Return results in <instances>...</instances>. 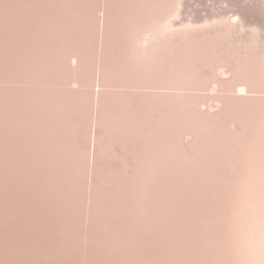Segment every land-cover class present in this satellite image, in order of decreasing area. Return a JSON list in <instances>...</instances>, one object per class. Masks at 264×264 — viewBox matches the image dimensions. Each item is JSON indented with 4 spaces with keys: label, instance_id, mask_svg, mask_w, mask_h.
I'll return each mask as SVG.
<instances>
[{
    "label": "bare ground",
    "instance_id": "6f19581e",
    "mask_svg": "<svg viewBox=\"0 0 264 264\" xmlns=\"http://www.w3.org/2000/svg\"><path fill=\"white\" fill-rule=\"evenodd\" d=\"M108 1L109 0H101L102 7L96 12L97 16L99 12L102 13V16H98L97 18L98 51H108V54L112 57L115 55L116 57H119L118 61H120V64L121 61L124 64L123 69L127 64V61H129L135 66V69L137 68L143 72L142 76L146 79L150 80L156 78L155 76H157L156 73L158 72L160 75L159 77H163L166 82H168L169 79L168 84L172 87V92H160L161 97L156 100L160 105L159 107L157 106L158 108H154L156 110L155 112L159 115H156L154 112L151 114L154 121L151 122L150 125L152 133H155L156 127L161 129V127L164 126V135L168 137V152H166L168 153L169 159V198L168 204H166L168 205V215H170L172 222V225L169 226L171 227V239L173 240V232L175 231L174 224H181L187 229L189 227L188 230H190L192 238L210 241L212 244H217L216 247L218 248L227 246V249L229 248L228 250H230L232 254H246L248 260L246 264H264V260H261V257H264V96L249 95L251 93L264 94V0H256L258 3L257 5H254L255 1L253 2V0V3L250 0L252 3L251 5L248 2L249 0H245L247 2H243V5L241 4V1L238 0H130V3L138 9L137 14L135 15L136 17H127L124 20L121 19L122 21L119 19H117L118 21H114L112 18V21H114L113 27H110L112 26V22L110 23V17L107 12L108 10L106 9ZM29 2L30 0H0V230L5 231L6 229H10L11 225H13L12 218L15 215L14 213H17L13 212V207H11L14 201L16 202V208H20L19 212L21 215H19L21 217V220L18 221L19 223L15 222L17 223L16 227H19V231L16 233V244L12 245L8 250L10 256H7V253L5 252L6 244H4V239H6V236L0 234V264H31L29 262H24L25 256H29L32 252L35 256L38 255V252L42 249V246L37 243L38 240L34 238L33 235L27 236L23 234V231L28 227L27 225L29 223H31V228L34 226L40 233H46V226L44 225L45 227H43L41 225V218L45 216L46 206H44V209L41 207L36 210L34 209L35 207L31 208V205H28L27 201L33 200L37 202L38 199L44 201L48 190L45 187H34L31 190V187L25 186V177L28 181L29 179L32 180L36 171H25L23 166L20 167L21 170L19 175L22 180V187L20 190H18L17 187L13 188L14 184L12 185V183L15 180L13 176L17 173H14L13 170L14 160L12 159V154L13 152H17V156H19V159L17 158L18 162H21L22 164L21 159H23V153L26 151L23 136L26 140L29 138L27 140V142L29 141L26 145L27 147L30 148V143H33V141H35L36 144H39V146L33 147L37 152H41L42 149L45 150L46 147L49 149V147L59 141L52 128L48 125L50 123L47 122V107L45 104L44 106L46 108L42 106L43 101L39 95L36 97V103L35 101L34 103L32 102L33 99L31 100V103L29 102L30 100L26 101V98H24L26 91L24 93L23 85L28 83V76H30L29 73L27 76L25 74L27 48L24 47V37L25 35H30L28 21L25 16V14H28L30 11ZM41 5V0H35V10L32 11V13L35 12L32 25H35L36 27H55V25L63 22L59 17L61 14L59 11L53 9L43 12ZM199 7L202 8L201 11L206 12L204 17L199 16ZM39 39L38 42L40 43ZM36 40L37 39H35V41ZM52 43H55V41ZM47 47H49V45ZM95 48H97V45ZM28 51L36 56V59L34 60L37 63L48 59L40 58L44 49L41 50L39 45H37L36 50L31 49V51ZM69 61L72 64L76 63L77 57L74 55ZM165 63L169 64V75H163L164 71L167 70ZM107 74L109 73L107 72ZM36 76L39 83L40 76L39 74H36ZM50 77L53 78V76ZM100 80H102V78ZM75 83V81L71 82L72 85H76ZM146 84L150 85L151 83L146 82ZM47 86H45V89ZM199 90L211 92H218L221 90L223 93L215 95L214 98H212L213 103L208 104L206 103L207 97L204 95H201L200 93L184 92H196ZM37 91L39 92L40 89ZM33 94L35 93L33 92ZM98 94H100L99 91ZM154 94H156L155 91ZM102 96L103 95H98L97 98L95 97L96 102H94V108H96V114L94 115L93 122L95 124L97 123L100 128L103 126V123L101 122L103 119L112 118L116 120V122L108 123L110 129L109 140H119L125 143L124 145L122 144V152L120 151L123 158L120 156H116V158L120 160V166L130 168L108 172L96 170L97 168L94 169V167L100 165L99 158L105 150V146L102 145L100 138L95 135L97 133L92 134L90 139L92 168L89 169L91 188L87 197V201L89 202L88 215H93L94 209L100 200V207L102 208L103 213L107 214L109 217L111 211L108 207L112 203L113 196L107 195L106 191H110L112 187L115 189V187L112 186L107 188V186L104 185L105 176L102 174H108L107 180L110 181L116 180L119 182V180L122 179L124 185L120 188L128 197L126 205L130 204V201H135L140 197L141 192L143 191L142 183L144 181V176L147 175L141 170L134 169V166H137L135 162H138V159L142 157V153H144L145 150L146 152H152V147L147 150V148L141 147L140 144H136V142H139L146 133V130H144V134L142 131V128L144 127L142 119L144 117L143 113H141L142 111L140 112V107H129L127 104L122 103L124 105L122 113L120 111V114L118 112L112 113L111 109H103ZM49 97L50 96H48V98ZM46 99L47 98H45V100ZM113 106L114 104H112V107ZM132 111H135L134 116L130 114ZM157 119L160 120L157 121ZM157 122H159V124ZM157 124L159 126H157ZM89 127L90 124L88 128ZM166 141L167 138L165 139V144ZM155 149L156 148L153 147V150ZM110 151L113 152L111 149ZM45 166L47 167V165ZM157 175L158 174H156V177ZM36 179L37 177L35 180ZM84 182L86 183V181ZM146 185L149 186V182ZM75 186L76 185H74V187ZM13 190L15 193H13ZM152 190H155V188ZM32 191H35L34 193L37 192L38 196L34 197L35 195H32ZM52 191H54V189ZM147 195L149 196V194ZM22 196L26 197V200L20 203L19 197ZM40 200L39 202H41ZM48 203H46V205ZM84 204L85 203H83V205ZM156 204L158 205V203ZM125 215L128 217L129 214ZM25 216L29 220L28 222L23 219ZM55 218L57 217L55 216ZM147 218L145 219L146 221ZM82 220L83 219H81V221ZM184 222L189 226L184 224ZM160 225L162 224L160 223ZM52 226L54 227V225ZM217 227H220L222 230L223 239L220 234L216 232ZM20 229L22 230V233ZM85 234L86 242L84 259L86 261L88 242L92 245V238L89 237L86 232V221L84 235ZM228 235L232 237L229 239ZM88 239L90 240L88 241ZM182 239V241H184V238ZM21 241L23 242L21 243ZM197 251L201 253V250L198 247ZM17 253H19L20 258L17 257L16 259L15 257ZM219 255H221V253ZM15 260L19 262H15Z\"/></svg>",
    "mask_w": 264,
    "mask_h": 264
},
{
    "label": "rangeland",
    "instance_id": "374dc122",
    "mask_svg": "<svg viewBox=\"0 0 264 264\" xmlns=\"http://www.w3.org/2000/svg\"><path fill=\"white\" fill-rule=\"evenodd\" d=\"M238 1H241L242 5H243V2H245V3L247 2L245 0H238ZM64 2H66V3H64ZM248 2L250 3V5L253 2H254V5L258 4L256 0H253V2L251 0L252 3L250 2V0ZM41 3H42L41 8H42L43 12L46 10H53V9L59 11L61 13L59 17L63 20V22L59 23L58 25H55V27H45V26L44 27H42V26L36 27L35 25H32L33 19H34L33 16L35 14V12L32 13V11L35 10V0H30V2H29V10L30 11L28 14H25L26 20L28 21L27 22L28 27H29V28L28 27L27 28L29 29L30 35L28 34V35H25V37H24V43H25L24 47L27 48V50H26L27 53H26L25 74L27 76L29 73L30 76H28L29 77L28 83H25L23 85L24 93L26 91V93L24 94V98H26V101L30 100L29 102H31V100L33 99L32 102L34 103V101H35V103H36V101H37L36 97L39 95V97L43 101V102L41 101L42 106L44 108L47 107L46 108V111L48 112L47 113V116H48L47 122L50 123L48 125L50 128H52V130L55 133L56 138L59 141L56 142L51 147H49V149L46 147L47 149L45 148V150L42 149L41 152H37L33 147L34 146L37 147V146H39V144H36V142L33 141V143H30L31 147L29 148L26 146L27 143H29V141L27 142V140L29 138L26 140V138L23 136L26 151H24V153H23L24 156H22V158L24 160L21 159L22 164H21V162H18V159H19V156H17L18 153L13 152V154H12L13 155L12 159L14 160V165H15V167L13 165V170H14V173H17V174H14V176H13V178H15L14 182L12 183V185L13 184L15 185V186L13 185V188L17 187V189L20 190L22 187V180H21V177H19V175H20V170H21L20 167L23 166L25 171L26 170L27 171L31 170L34 172L36 171L35 175H33L32 180L29 179V181H28V179L25 177V181H24L25 186L31 187V190L34 187H45L48 190V193H46L47 196H45L44 201H42L40 199H38L37 202L33 201V200L27 201V204L31 205L30 206L31 208L35 207L34 209H36V210H37V208H41V207H43V209H44V206H46L45 207V216H43V218H41V225L43 227L46 226L45 227L46 233L45 234L40 233L39 230L36 229L34 226H33V228H31V223H29L27 225L28 227L23 231V234L27 235V236L33 235V237L38 240L37 243L40 244V246H42V249H40V251L38 252V255H36V256L34 255L33 252L29 256H25L24 262H29L31 264H189V263L190 264H201V263L202 264H214V263L215 264H246V262L248 261L246 258V254H241V255H240V253H237V254L233 253L232 254L230 252V250H228L229 248L227 249V246H224L225 248L223 246L221 248H218V247H216L217 244H212V243H210V241H203V240H199V239L197 240V238H192V236L190 234V230H188L189 227L187 229L185 226H183L181 224H179V225L174 224L175 231L173 230L174 231L173 232L174 233L173 234V240L171 239V227H169V226L172 225L171 224L172 222H171L170 215H168L169 211H168V205H167L168 204V198H169V195H168V187H169V185H168V183H169V179H168L169 161L168 160L169 159H168V153H167L168 152V137L164 135V126H162L161 129L156 127L155 133H152V128L150 126L151 122L154 121L153 118L151 117V114L154 112V113H156V115H159L157 112H155L156 110L154 108H158L160 105L159 103L156 102V100H158L157 98L161 97L160 92H163V91L172 92V87L168 84L169 79H168V82H166L163 77H159L160 75L158 74V72L156 73L157 74V76H155L156 78H152L150 80L146 79L145 77L142 76L143 72H141L137 68L135 69L134 68L135 66L132 65L129 61H127V64H126V66H124V69H123L124 64L122 63V61L120 64V61H118L119 57H116V55L112 57L111 55L108 54V51H106V52H103V51L100 52V50L98 51V32H97L98 31V19L97 18H98V16L101 17L102 13L99 12L98 16H97L96 12H97V10L101 9V7H102L101 0H87V1L86 0H81V1L80 0H75V1L74 0H65V1L64 0L63 1L62 0H52V1L51 0H41ZM129 6H131V7H129ZM87 8H88V10H87ZM106 9L108 10L107 12H108L109 17H110V23L112 22V24H111L112 26H110V27L114 26L113 25L114 21H118L117 19L122 21L127 17L135 18L136 17L135 15L137 14V11H138V9L130 3V0H111V1L109 0L108 3L106 4ZM199 9H198L200 11L199 16L204 17L206 12L201 11L202 10L201 7H199ZM122 11H123V13H122ZM79 17H80V19H79ZM76 18H78V19H76ZM112 18L114 19V21H112L113 20ZM41 30H42V32H41ZM68 32H70V33H68ZM60 36H62V37H60ZM27 38H28V40H27ZM35 39H37V40L35 41ZM38 39L40 40V43L38 42ZM46 39H48V40H46ZM59 39H60V41H59ZM54 41H55V43H52ZM72 43H74V44H72ZM51 44H52V46H51ZM37 45H39L41 50L44 49V51L40 55V58L41 57L42 58H48V59H46V61H42L40 63H37L34 60V59H36V56L29 53L28 50H30V51H31V49L36 50ZM48 45H49V47H47ZM96 45H97V48H95ZM58 49H60V50H58ZM57 52H58V54H57ZM71 55L72 56L75 55L77 57L76 63H73V64L70 63L69 59L72 57ZM79 55H80V57H79ZM52 57H53V59H52ZM111 59H112V61H111ZM53 60H54V62H53ZM28 61H30V62H28ZM104 63H105V65H104ZM117 63L119 65V68H118ZM167 63H165L167 70L164 71L163 75H165V74L169 75V73H170V71L168 72L169 64H167ZM52 64H53V66H52ZM49 65L51 66V68ZM29 68H31V69H29ZM39 68H40V70H39ZM45 68H46V70H45ZM47 68H49V69H47ZM106 69L109 71H107ZM129 69H130V71H129ZM88 70H89V72H88ZM83 71H85V72H83ZM107 72L109 74H107ZM43 73H44V75H43ZM65 73H66V75H65ZM114 73H115V75H114ZM36 74H39V76H40V82L39 83L37 81ZM48 75L53 76L54 79ZM104 76H106V77H104ZM41 77L43 80L41 79ZM45 77H46V79H45ZM35 78H36V80H35ZM101 78H102V80H100ZM113 80H115V81H113ZM72 81H75L76 85H72L71 84ZM145 81L150 82L151 84L147 85ZM61 82H63V83H61ZM159 82L162 86L159 84ZM165 84H166V86H165ZM143 85H144V87H143ZM158 85L160 86V88ZM45 86H47L46 89H45ZM61 86H62V88H61ZM86 86H88V87H86ZM37 87H38V89H37ZM31 88H34V89H31ZM86 88H87V90H86ZM39 89H40V91L38 92L37 90H39ZM98 91L100 94H98ZM103 91H104V93H103ZM154 91L156 94H154ZM33 92L35 94H33ZM107 92H109V93H107ZM119 92H120V94H119ZM184 92H186V93L187 92L200 93L201 95H204L205 97H207L206 103H208V104L213 103L212 98H214L215 95L223 93V91H221V90L218 92L217 91L211 92V91H206V90H199L196 92L195 91L194 92L193 91H184ZM38 93H40V94H38ZM131 94L133 95V97ZM141 94H143V95H141ZM150 94H151V96H150ZM98 95L99 96L103 95L102 96V107H103V109H105V110L111 109L112 113H114V112H118L119 114H120V112L122 113V108L124 106L123 104H127L129 107L130 106L131 107H135V106L138 107L139 106L140 112L142 111L141 113H143V117H144L142 119L143 126H144L142 128V131L144 134V130H146V133H145V136L142 137V139L139 142H136V144H138V145L140 144L141 147L147 148V150H149V148L152 147V152H146V150H145V152L142 153V157H141L142 159L137 158L138 162H135V164L137 166L136 167L134 166V169L141 170L145 174H147L144 176V181L146 183L144 181L142 183V188H143V191H145V192L142 191L140 197L135 201H130V204L126 205V200H128V197L125 194V192L122 191L120 188V187H122V185H124L122 179L119 180L120 183L116 180L110 181V180H107L108 174H102L105 176L104 177L105 178L104 185L107 186V188L112 187V186L115 187V189H113V187H112V189H110V191L109 190H108V192L106 191L107 195L113 196L112 197V203L109 206L111 209L108 207V209L111 211V214L109 215V217L107 214L103 213L102 208L100 207V203H101L100 200L97 203L96 208L94 209L93 215H88L89 202L87 201V197L89 195L88 193L90 192V188H91L90 180H89V175H90L89 169L92 168V162H91L92 161L91 160V158H92L91 152L92 151L90 150L91 149L90 139L92 137V134L97 133L95 135L100 138L102 145L105 146L104 147L105 150L103 151V153L100 155V158H99L100 165L98 167H94V169L97 168L96 170H100V171L102 170L103 172H108V171H116V170L130 169V168L126 167V166H120V164H119L120 160L118 158H116V156H120L121 158H123L122 154H120V153L122 152V144L124 145L125 143H123L119 140L118 141L117 140H112V141L109 140L110 129H109L108 123L109 122H116V120L112 119V118H105L106 120L103 119L101 121L103 123V126L100 128H99L97 123L95 124L93 122L94 115L96 114V108H94V105H95L94 102H96L95 97L97 98ZM249 95H251V96H264V94H261V93H259V94L251 93ZM48 96H50V97L48 98ZM43 97H44V99H43ZM115 97H117V98H115ZM45 98H47V99L45 100ZM53 98H55V99H53ZM121 99H122V101H121ZM82 100H84V101H82ZM119 101H120V104H119ZM133 102H136V103H133ZM108 103H109V105H108ZM44 104L46 107L44 106ZM112 104H114L113 107H112ZM119 105H121V106H119ZM151 105H154V106H151ZM60 107H62V108H60ZM73 109H74V111H73ZM52 111H53V113H52ZM130 114H132V116H134L135 111H132ZM145 114H146V116H145ZM73 118H74V120H73ZM159 120L157 119V121H159ZM157 123L159 124V122H157ZM89 124H90V127L88 128ZM158 124H157V126H159ZM76 126H78V127H76ZM67 128H69V129H67ZM96 128H98V129H96ZM150 128H151V130H150ZM80 131H81V133H80ZM147 138L149 139V141ZM166 138H167V141L165 144ZM84 142H86V143H84ZM108 142H110V143H108ZM43 146H44V144H43ZM83 147H84V149H83ZM153 147L156 148L155 149L156 151L153 150ZM161 148H162V150H161ZM56 149L58 150V152ZM72 149H74V150H72ZM110 149L113 152H111ZM164 152H166V153H164ZM38 153H40V154H38ZM165 154H166V158H165ZM82 156H84V157L86 156V157L84 158ZM28 158H29V160H28ZM25 161H27V162H25ZM129 161H131V160H129ZM107 163H108V165H107ZM164 163H166V164H164ZM19 165H21V166H19ZM35 165L37 166V168ZM40 165H41V167H40ZM45 165H47V167ZM77 166H79V167H77ZM161 166H162V168H161ZM144 167H145V170H144ZM51 168H53V169H51ZM147 170H149V171H147ZM165 171H166V173H165ZM38 172H41V173H38ZM156 174H158L157 177H156ZM161 175L162 176L165 175V176L162 177ZM31 176H29V177H31ZM51 176H52V178H51ZM36 177H37V179L35 180ZM162 178L164 181L162 180ZM43 179H45V180H43ZM84 181H86V183ZM29 182H31V183H29ZM148 182H149V186L146 185V184H148ZM166 182H167V184H166ZM81 183H83V184H81ZM74 185H76V186L74 187ZM152 186H154V187H152ZM150 188H152V189L155 188V190H152ZM53 189H54V191H52ZM34 192L35 191H32V195L33 196L35 195L34 197H37L38 196L37 192L36 193H34ZM150 192L152 193V196H151ZM13 193H15L14 190H13ZM147 194H149V196ZM155 194H157V195H155ZM119 196H120V198H119ZM22 197H19L20 203L22 201L26 200V197H23L24 199ZM51 197H52V199H51ZM142 197H143V199H142ZM41 199H43V198H41ZM39 200L41 202H39ZM140 200H141V202H140ZM86 201H87V206H86ZM14 202L12 203L11 207H13L12 208L13 212H17V213H14L15 215L12 218L13 225H11L10 229H6L5 231L0 230V234H4L6 236V239H4V241H5L4 244H6L5 245V252L7 253V256H10V253L8 254V250L10 249V247H12V245L16 244V240H17L16 233L19 231V227H16V225H17V223H19L18 221L21 220V217H20L21 215L19 212L20 208H18V207L16 208V202L15 203ZM136 202H137V204H136ZM46 203H48V204L46 205ZM57 203H59V204H57ZM83 203H85V204L83 205ZM156 203H158V205ZM86 207H87V209H86ZM144 208H146V209H144ZM51 209H54V210H51ZM161 210H162V212H161ZM49 211H50V213H49ZM146 211H147V213H146ZM143 212L146 214H144ZM142 213H143V215H142ZM82 214H83V217H82ZM125 214H129L130 216L128 215V217H127ZM134 215H136V216H134ZM55 216L57 218H55ZM68 218H70V219H68ZM146 218H147V221L145 220ZM23 219L26 222L29 221L26 216L23 217ZM81 219H83V220L81 221ZM74 220H75V222H74ZM156 220L158 223L156 222ZM85 221H86V232L88 233V236L92 238V245L90 242H88V247H87V252H86L87 253L86 261L84 259L85 242H86V234L84 235ZM15 222H17V223H15ZM155 222H156V224H155ZM136 223H137V225H136ZM160 223L162 225H160ZM167 223H169V224H167ZM67 224H69V225H67ZM184 224L189 226L186 222H184ZM52 225H54V227ZM220 226H221V224H220ZM67 227H69V228H67ZM136 227H137V229H136ZM219 229H220V227H217L216 232L218 234H220V236L223 239L224 238L222 236L223 232L221 229L220 230ZM177 230H178V232H177ZM20 231L22 233L21 229H20ZM129 236H131V237H129ZM185 236H186V238H185ZM230 237H232V236L228 235L229 239H230ZM182 238H184V241H186V242L182 241L183 240ZM89 240L90 239H88V241ZM100 240L104 241V242H101ZM170 240H172V241H170ZM23 241H21V243ZM198 242H199V244H198ZM203 242H205V243H203ZM197 247L200 248L201 253L199 251H197ZM201 248H203V249H201ZM220 253H221V255H219ZM17 257L20 258L19 253H17L15 258L17 259ZM262 257H261V260L263 261L264 257L263 258ZM187 260H189V261H187ZM16 261L17 260H15V262ZM17 262H19V261H17Z\"/></svg>",
    "mask_w": 264,
    "mask_h": 264
}]
</instances>
